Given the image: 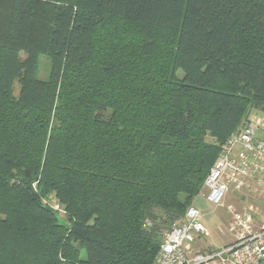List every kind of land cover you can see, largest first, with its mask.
<instances>
[{
	"label": "trees",
	"instance_id": "trees-1",
	"mask_svg": "<svg viewBox=\"0 0 264 264\" xmlns=\"http://www.w3.org/2000/svg\"><path fill=\"white\" fill-rule=\"evenodd\" d=\"M254 109L264 0H0V264H152Z\"/></svg>",
	"mask_w": 264,
	"mask_h": 264
},
{
	"label": "built area",
	"instance_id": "built-area-1",
	"mask_svg": "<svg viewBox=\"0 0 264 264\" xmlns=\"http://www.w3.org/2000/svg\"><path fill=\"white\" fill-rule=\"evenodd\" d=\"M229 186L241 197L263 203L229 209L232 240L220 247L198 249L195 242L205 235L206 227L198 208L189 205L183 217L164 233L152 264H264V120L253 112L221 145L201 191L208 202L219 204Z\"/></svg>",
	"mask_w": 264,
	"mask_h": 264
},
{
	"label": "rangeland",
	"instance_id": "rangeland-1",
	"mask_svg": "<svg viewBox=\"0 0 264 264\" xmlns=\"http://www.w3.org/2000/svg\"><path fill=\"white\" fill-rule=\"evenodd\" d=\"M49 58L45 55L39 57L37 66V76L45 78L49 68ZM253 114L260 120H264V111L254 109ZM44 202L50 204L55 209H58V217L65 220L64 212L58 208V204L53 195L43 199ZM260 205L263 204L258 199H251L250 197H241L233 186H229L219 204H212L205 199L203 191H200L193 197L191 204L198 208L200 213V220L206 227V233L201 239L196 240L195 245L200 250H207V248H215L223 246L232 240V235L228 232V222L232 218L230 208L234 210H241L243 205ZM264 209V207H263ZM167 230H163L164 234Z\"/></svg>",
	"mask_w": 264,
	"mask_h": 264
}]
</instances>
